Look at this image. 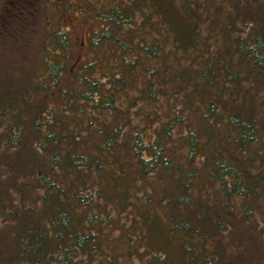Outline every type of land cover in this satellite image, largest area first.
I'll return each instance as SVG.
<instances>
[{"label":"trees","instance_id":"1","mask_svg":"<svg viewBox=\"0 0 264 264\" xmlns=\"http://www.w3.org/2000/svg\"><path fill=\"white\" fill-rule=\"evenodd\" d=\"M96 3L0 64V264H264V0Z\"/></svg>","mask_w":264,"mask_h":264},{"label":"rangeland","instance_id":"2","mask_svg":"<svg viewBox=\"0 0 264 264\" xmlns=\"http://www.w3.org/2000/svg\"><path fill=\"white\" fill-rule=\"evenodd\" d=\"M96 7V0H0V64L19 67L40 62L45 32L50 35L51 30L68 33L76 63L95 60L89 42L102 26L93 17Z\"/></svg>","mask_w":264,"mask_h":264}]
</instances>
